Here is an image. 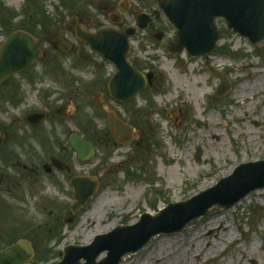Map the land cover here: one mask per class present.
I'll return each mask as SVG.
<instances>
[{"label": "rangeland", "instance_id": "374dc122", "mask_svg": "<svg viewBox=\"0 0 264 264\" xmlns=\"http://www.w3.org/2000/svg\"><path fill=\"white\" fill-rule=\"evenodd\" d=\"M1 1L18 8L26 4ZM58 2L53 0L55 6ZM217 26L223 33L218 51L196 59L161 54L152 61L161 74L159 87L130 106L142 111L130 116L141 127L139 136L145 140L141 148L115 145L110 134L99 140L108 130L91 102L93 89L88 82L93 69L85 65L71 71V77L83 83L85 97L84 116L76 117V122L84 124L86 140L94 150L88 160L81 161L70 149V175L95 178L98 191L74 215L61 212L67 201L64 192L48 185L43 194L37 187L38 199L19 208L13 222L14 238L34 239L29 264H57L66 246H87L118 226L135 225L144 213L154 216L169 203L193 198L241 164L264 161V46L256 50L224 21ZM103 67L107 72L112 69L105 63ZM211 72L222 73L229 82L230 90L221 98L213 96L219 80ZM76 126L71 118V133H78ZM198 147L202 150L199 162L195 160ZM171 166L179 168L175 179L166 171ZM69 191L67 202L72 204L71 187ZM10 226L7 222L6 228ZM211 228L216 238L208 234ZM223 228H233L234 237L218 232ZM163 246L168 251L165 264H264V189L249 193L228 209L210 208L180 232L152 238L121 264H156ZM104 257L103 253L97 260Z\"/></svg>", "mask_w": 264, "mask_h": 264}, {"label": "flooded vegetation", "instance_id": "af4514ba", "mask_svg": "<svg viewBox=\"0 0 264 264\" xmlns=\"http://www.w3.org/2000/svg\"><path fill=\"white\" fill-rule=\"evenodd\" d=\"M25 1L18 8L0 0V54L15 33L30 38L42 54L25 71L0 83V250L22 239L14 238L17 233L13 222H17L19 208H27L28 200L38 199V186L45 194L51 185L64 192L69 201L74 176L70 175V142L73 136L87 141L84 124L76 122V117L84 116L83 83L71 77V71L91 65V102L105 120L113 114L130 124L133 138L125 144L141 148L145 142L139 136L141 127L130 116L142 111L130 106L159 87L161 74L153 68L152 61L168 53L177 34L161 9V4L170 0H59L57 6L53 0ZM57 28L62 32L60 43L49 40L50 32ZM124 29L135 31L128 39L129 64L145 76L151 74L152 82L133 100L119 103L107 91L114 68L94 45L100 31L113 37ZM78 34L85 37L79 38ZM104 63L111 66L109 72L103 71ZM71 118L77 125V134L70 131ZM108 134L99 135V140ZM67 201L62 213L70 212ZM27 240L34 242L33 238Z\"/></svg>", "mask_w": 264, "mask_h": 264}, {"label": "water", "instance_id": "95a60500", "mask_svg": "<svg viewBox=\"0 0 264 264\" xmlns=\"http://www.w3.org/2000/svg\"><path fill=\"white\" fill-rule=\"evenodd\" d=\"M166 16L178 29L171 44L170 53L182 52L183 48L192 57L207 55L213 51L220 33L215 25L222 18L234 33L247 38L255 47L264 45V0H172L162 4ZM24 34L17 33L9 39L0 58V82L16 72L25 70L33 60L40 57L36 44ZM134 30L117 34L100 32L97 51L112 62L116 72L108 84L110 96L117 101L133 98L145 86L144 77L127 62L128 37ZM58 29L52 31L49 40L60 42ZM87 39V37H86ZM220 80L214 96L223 97L230 85L223 74L214 75ZM149 81L151 77L149 76ZM107 125L117 143L131 139L132 128L112 114L107 115ZM71 146L81 160L91 156V146L72 138ZM202 150L196 149L195 160L200 161ZM75 203L74 213L96 193L97 182L88 178H73ZM264 188V161L239 166L234 173L222 179L216 186L181 203L170 204L157 215L143 214L133 226H119L111 232L97 236L87 246H68L57 264H120L123 257L137 253L145 244L159 234L182 231L189 222L208 213L217 206L228 209L249 193ZM105 257L97 262V258ZM29 242L20 240L0 251V264H28L33 258ZM83 262V263H82Z\"/></svg>", "mask_w": 264, "mask_h": 264}, {"label": "bare ground", "instance_id": "6f19581e", "mask_svg": "<svg viewBox=\"0 0 264 264\" xmlns=\"http://www.w3.org/2000/svg\"><path fill=\"white\" fill-rule=\"evenodd\" d=\"M161 171H163V169H161ZM166 171L168 172V173H171L172 174V176L174 177V179L175 178H177V176H178V174H179V168L177 167V166H171V167H169L168 169H166ZM184 171V170H183ZM229 172H231V169H229V170H227V171H225L224 172V175L225 174H228ZM172 183H173V181H172ZM174 184V183H173ZM115 224V223H114ZM114 224H112L111 226H113ZM218 232H220L221 234H226V237L228 238V239H232L233 237H234V234H235V230L233 229V228H231V230H227L226 228H223L222 230L220 229V230H218ZM208 234L209 235H212L214 238H216L217 236H218V234H216V232L213 230V228H211V229H209L208 230ZM93 235H91V237H92ZM90 237V238H91ZM223 236L221 235L220 236V240H221V238H222ZM224 238V237H223ZM222 238V239H223ZM219 242V241H218ZM217 244V243H216ZM160 253H161V257L160 258H158L157 260H156V264H165V263H163V260L165 259V257H166V255H167V253H168V251L164 248V246L163 247H161V251H160ZM193 254V253H192ZM195 257V259L196 260H198L199 258H200V256L199 255H196V256H194ZM245 256H243V258H244Z\"/></svg>", "mask_w": 264, "mask_h": 264}]
</instances>
